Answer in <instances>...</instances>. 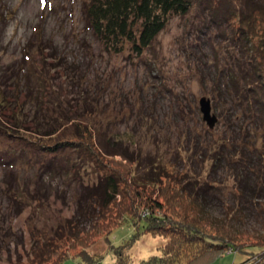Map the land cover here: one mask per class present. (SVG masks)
Segmentation results:
<instances>
[{
  "label": "rangeland",
  "instance_id": "374dc122",
  "mask_svg": "<svg viewBox=\"0 0 264 264\" xmlns=\"http://www.w3.org/2000/svg\"><path fill=\"white\" fill-rule=\"evenodd\" d=\"M89 1L0 0V72L9 66L15 74L19 68L25 76L26 70L37 72L28 85L39 88L32 98L37 95L35 106L44 117L39 115L41 123L31 118L26 122V100L33 99H28L27 80L18 77L21 74L16 75L22 79L20 86L0 80L3 89L7 84L12 103L0 106V264L51 262L61 251L74 256L65 251L71 239L64 233L65 222H74L75 232L94 228L86 218L89 214H84L90 206L81 196L112 172L129 180L135 175L144 184L156 182L155 187L140 184L138 190L145 198H160L164 209L156 211L159 216H170L173 209L175 217L192 215L200 205L226 227L236 224L250 238L263 235L264 193L251 197L242 183L263 181L264 127L258 120L237 119L235 103L220 95L228 80L222 74L231 77L247 67L239 43L233 41L228 14L247 11L249 5L245 0H190V11L173 16L152 47L138 56L130 45L117 54L105 50L86 24L84 8ZM43 44L50 48L40 53ZM86 93L92 95L82 110L89 111L79 119L94 122L89 118L94 111L105 123L101 132L96 130L97 138L105 137L111 145L101 150L103 165L90 162L82 151L53 153L57 138L41 135L47 128L40 126L61 111L78 119L74 100ZM204 97L218 118L213 129L200 110ZM109 139L119 140L130 158L114 155L117 144ZM220 155L226 158L225 165L215 161ZM50 163L55 170L48 175L45 166ZM124 186L130 191L129 183ZM166 192L169 195L162 194ZM180 192L183 199H174ZM115 211L114 206L110 212ZM143 212L127 215L109 235L103 231L110 245L103 237L89 249L98 258L95 264H116L118 252L128 264L163 255L173 236L161 233L157 223L141 232ZM104 214L99 220L106 226L111 217ZM57 237L59 241H54ZM200 243L176 249L183 251L182 264H197L195 249ZM246 259L244 254L227 252L209 254L201 264H243ZM64 264L89 263L69 258Z\"/></svg>",
  "mask_w": 264,
  "mask_h": 264
},
{
  "label": "trees",
  "instance_id": "16d2710c",
  "mask_svg": "<svg viewBox=\"0 0 264 264\" xmlns=\"http://www.w3.org/2000/svg\"><path fill=\"white\" fill-rule=\"evenodd\" d=\"M245 2L249 5L247 11H241L238 14L231 11L228 14L229 19L227 18V20L228 22L230 19L233 21H230V23H233V31H235L233 41L237 40L239 43L242 61H244L243 64L247 67L245 71H243L244 66L241 67L240 74H233L231 77L222 74V78L224 80L228 78V80H226L225 84L221 81L223 83L224 94L218 92L226 101L235 103V111L238 113V115H235L237 119L242 117V119L258 120V124H262L264 127V0H245ZM191 6L190 0H90L85 4L84 13L89 30L106 51L117 54L124 50L126 45H130L136 55L142 56L144 51L151 48L158 36L165 30L170 19L173 16L187 14ZM237 25L238 29L236 30ZM49 48L50 46L43 44L39 48L40 53ZM25 57L26 64H28V53H26ZM46 66L48 65L46 64ZM6 69L8 70L0 72V75H2L0 76V80L20 86L22 79H18L16 75L21 74L18 77L23 76L27 80L26 90L29 92L28 99H33L32 93L34 94L39 88H30L28 83L33 76H37V72L26 70L25 76L23 73L25 70L21 71L20 68L18 74L12 71V66L6 67ZM41 81H44V78H41ZM5 85L8 88L7 84ZM0 86H2L1 81ZM221 86L220 82H218V88ZM5 88L0 87L1 107L12 104L9 100L11 95H8V89ZM90 95L92 94L86 93L82 97L78 95L77 97L80 101L78 102L77 97L74 100L76 106L73 107V110H77L76 115L80 116L78 119L74 120L68 114L63 115L61 111V115L57 114L53 118H50L48 125L40 126L47 128L41 132V135L44 138H57L58 141L54 145L53 153L60 152L61 150L82 151L90 162L96 165H103L100 158L101 150L102 148L107 149V146L111 147V145L108 142L105 143V137L102 139L97 138L96 130L101 132L105 123L98 121L99 113L94 111L89 112V118L94 119V122L88 123V120L84 123V121L80 120L83 116H86L84 113L87 109L82 110V107L88 106L87 101H89ZM229 98L230 100H228ZM37 100V95L30 102L26 100V112L23 113V115H26V122L29 121L27 120L28 118H31V121L38 120L41 123L39 117L40 109L35 106L38 105ZM55 106L59 110V106L56 104L53 106L54 111L56 109ZM31 113L33 116H31ZM61 137L63 138L61 139ZM112 140L109 139V142L113 143V145L117 144L116 147L118 148L114 155L124 156L128 159L129 154L127 155L122 152L123 145L118 142L119 140H114L113 142ZM83 145H87L85 149H83ZM249 158L250 156L245 158L246 161ZM225 159L220 155L215 161L219 163L221 161L225 165ZM54 170L55 168H52L51 163L45 166V172L48 175H51V172ZM143 181L145 180L141 181L135 175L134 178L129 180L124 178L122 174L112 172L99 182L95 190L87 189V191H84L81 198L90 206L89 208L87 207L89 210L84 214H89L86 218L93 221L94 228L88 232L84 230L75 232L74 222L67 220L63 229L65 235L71 239L65 251L72 252L75 255L68 257L67 252L62 253L61 251L53 261L41 262L40 264H64L69 258H81L86 263L95 264L98 258L95 255H91L89 249H92L93 246L102 241L103 237L104 239L105 237L108 239L110 245L107 234L109 235L113 228L126 219L127 215L135 216L136 214L133 212L139 209H144L143 215L141 214L139 217V220L142 222L139 229L141 232L152 230V225L157 223V228L161 233L173 236V240L169 238L170 242L165 246L166 248H164L162 256H151L141 264H182L179 257H181L183 251L182 253H177L176 249H180L184 245L198 246V242L202 244L200 243L199 248L195 249L196 257L198 258L197 264H201L205 256L209 254L223 255L227 252H230V254L246 255L247 259L243 264H264V234L250 238L237 229L235 227L236 224L233 225V228L221 224L215 217L208 214L205 209H202L203 206L200 207L198 204L200 209L194 210L192 215L187 213L183 216L175 217L177 210L173 209L170 216L165 215V213L164 216H159L156 211L164 209V203L160 202V198L158 200L153 197L145 198L142 192L138 190L140 184L144 186L154 185L155 187L156 182L147 180L144 184ZM260 182L264 183V178L263 181L256 178L254 180L244 179L243 183L241 181L243 184L242 189L247 194H250L251 197L256 195L261 198L264 193V186L259 184ZM128 183L130 191L126 192L122 186ZM98 192L100 193L98 194ZM176 192L178 193V191ZM180 193L179 197H174V199H183V192ZM162 194L169 195L168 192ZM88 195L91 199H87ZM119 197L122 198L121 201H119ZM168 198H166L167 202ZM203 200L207 201L208 199ZM171 202L170 204L174 205ZM251 202L253 203V200ZM114 206L116 208L115 213L110 212V210L113 211ZM103 214L105 217H111L109 219L110 222L106 226L102 223L103 221L100 222L101 219L99 220V215ZM173 217L175 218L174 220ZM103 231L107 233L105 236L103 235ZM74 233L76 234L74 235ZM56 240L59 241V237L54 241ZM116 256L118 257L116 264H128L126 260L124 262V256L120 252L116 253ZM97 264L101 263L98 262Z\"/></svg>",
  "mask_w": 264,
  "mask_h": 264
},
{
  "label": "water",
  "instance_id": "95a60500",
  "mask_svg": "<svg viewBox=\"0 0 264 264\" xmlns=\"http://www.w3.org/2000/svg\"><path fill=\"white\" fill-rule=\"evenodd\" d=\"M200 110L203 115V120L211 129H213L215 127V124L218 123V118L215 114L212 113L210 100L206 97L201 98L200 100Z\"/></svg>",
  "mask_w": 264,
  "mask_h": 264
}]
</instances>
